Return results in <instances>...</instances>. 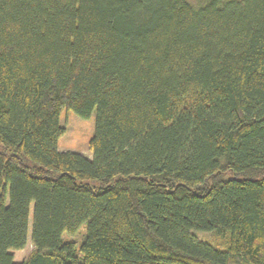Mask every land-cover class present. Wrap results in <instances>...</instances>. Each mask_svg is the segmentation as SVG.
<instances>
[{"label":"trees","instance_id":"16d2710c","mask_svg":"<svg viewBox=\"0 0 264 264\" xmlns=\"http://www.w3.org/2000/svg\"><path fill=\"white\" fill-rule=\"evenodd\" d=\"M0 264H264V0H0Z\"/></svg>","mask_w":264,"mask_h":264},{"label":"rangeland","instance_id":"374dc122","mask_svg":"<svg viewBox=\"0 0 264 264\" xmlns=\"http://www.w3.org/2000/svg\"><path fill=\"white\" fill-rule=\"evenodd\" d=\"M194 6L204 4L205 0H188ZM96 113L94 112L89 119H83L72 111L63 110L60 116V125L65 129V133L58 140V150L61 152H74L85 156L88 159L93 158L89 149V143L95 132ZM32 220L30 217L29 241L26 248L15 252V261L22 262L27 259L34 250L31 243ZM87 228L82 226L75 236L65 234L64 241H73L77 244V250L85 238ZM200 239L214 241L219 238V233H197Z\"/></svg>","mask_w":264,"mask_h":264}]
</instances>
